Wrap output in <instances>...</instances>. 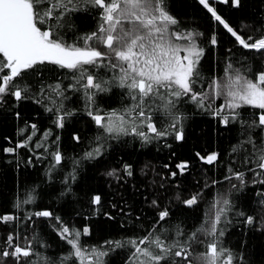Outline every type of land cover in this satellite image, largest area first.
I'll list each match as a JSON object with an SVG mask.
<instances>
[{
    "label": "snow or ice",
    "instance_id": "obj_1",
    "mask_svg": "<svg viewBox=\"0 0 264 264\" xmlns=\"http://www.w3.org/2000/svg\"><path fill=\"white\" fill-rule=\"evenodd\" d=\"M216 2L230 4L233 8L243 6V0ZM198 3L222 25L237 45L264 56V32L258 37L245 36L218 14L210 0H198ZM88 10L96 11V29L78 36L72 43L66 42L60 31L65 27L66 18L75 12ZM179 23L170 11L168 0H0V102L7 96L14 97L17 102L29 99L34 86L35 95L43 96L50 91L60 99V103L55 109L46 106L45 110L53 112L54 124L63 128L65 120L75 110L64 108L63 101L68 97L64 95L65 87L60 82L54 85L41 82V66L52 64L69 70L73 82L67 88L82 92L86 115L99 129L94 138L95 146L85 151L83 156V159L89 160L99 159L105 154L107 140L133 137L142 146L168 137L178 142L184 141L183 121L186 118L180 113L179 106L190 102L200 109L212 111V115L219 117L225 126L240 124L247 133V139L233 146L232 152L245 144L251 146L252 152L245 156L243 162L254 164L249 171L256 176H264V69L249 75L240 68H233L229 62L223 78L213 76L207 88H203L201 60L205 49L200 46L198 37H203L204 33L187 31L182 34L174 30ZM181 40L185 43L177 46L176 41ZM209 43L213 46L218 43L215 33L211 35ZM248 73H251V69H248ZM105 76L108 78L105 79ZM33 77L36 78L34 81ZM113 87L124 90L130 102L120 109L102 110L97 97L110 93ZM220 97L224 102L213 110L214 101ZM46 98L56 103L51 96ZM36 103L43 101L37 99ZM246 107L260 111L246 119L241 111ZM164 119L169 122L165 124ZM31 128L35 134L36 125L32 124ZM256 129L260 130L257 134L261 141L259 146L252 135ZM50 134L51 130L45 133L44 138L47 139ZM73 139L79 142L80 136L74 135ZM31 140L32 136H28L3 151L15 153L18 149L27 148ZM36 147H43V144L37 143ZM51 155L54 167L64 160L59 148ZM196 156L205 164L213 165L220 154L212 152L201 155L197 152ZM31 159L28 158V163H31ZM74 163L78 165L79 161ZM175 167L179 174H183L189 164L185 160ZM123 171L127 176H132V165L125 164ZM228 171L230 175L224 179L231 181L235 178L243 188L245 172L233 171L231 167ZM117 173V169H112L107 175L119 179ZM177 175L178 172H171V176ZM252 182L264 185V179ZM216 183L212 181L213 185ZM231 187L236 189L237 185L232 184ZM199 197L200 194L196 193L181 199L177 194L176 200L192 207L198 204ZM101 200L100 195H94L91 203L100 205ZM34 202L35 198L31 195L18 200L13 205L15 212L0 214V225L7 226L19 220L16 212L23 204ZM260 203L264 204V200ZM151 204L160 208L157 200H152ZM119 211L124 213L125 210L120 208ZM230 214L241 217L239 223L243 225L257 224L256 215L246 214L242 210L233 213L232 201L227 196H220L214 199L204 220L190 232L179 224L171 232L163 227L172 215L170 208L165 206L157 212V219L145 234L104 241L103 245L91 248L80 241L81 235L89 234L88 227L82 230L69 227L56 216L55 220L61 224L59 233L70 246L67 254L58 261H52L34 247L35 235L32 238L27 235L21 237L18 231H9L0 244V264H105L103 258L116 248L129 250L125 264H246L243 251L225 247L223 243L226 230L222 224L232 223ZM33 216L52 218L54 214L45 209L28 214L26 219L32 221ZM258 223L259 229L264 231V215L259 217ZM105 245L108 247L105 248Z\"/></svg>",
    "mask_w": 264,
    "mask_h": 264
},
{
    "label": "trees",
    "instance_id": "obj_2",
    "mask_svg": "<svg viewBox=\"0 0 264 264\" xmlns=\"http://www.w3.org/2000/svg\"><path fill=\"white\" fill-rule=\"evenodd\" d=\"M210 3L218 14L245 36L258 37L264 32V0H243L241 8H233L230 4L225 5L216 0ZM168 4L171 13L180 22L174 26V30L182 34L187 31L204 33L203 37H198L200 46L205 49L201 60L203 88H207L213 76L223 77L229 62L233 68H240L249 75L264 69V56L237 45L234 38L198 0H168ZM97 19L95 10L71 14L66 18L65 27L60 30L63 39L72 43L78 36L94 31ZM213 33L218 41L215 46L209 43ZM41 67V82L45 85L60 82L65 87L64 95L68 97L63 101L64 108L75 111L65 120L63 128L56 127L54 113L46 111L45 107L55 109L60 99L50 91H46L43 96L35 95V86L29 99L17 102L14 97L7 96L0 102V214L15 212L14 203L28 195L35 198L34 203L23 204L19 212H16L19 220L7 226L0 225V244L9 231H18L21 237L27 235L32 238L35 235L37 239L34 247L52 261H58L70 251V246L59 233L61 224L55 220L56 216L69 227L80 230L88 227L89 234L81 235L80 241L91 248L103 245L104 241L145 234L157 219V212L165 206L170 208L172 215L163 227L171 232L179 224L190 232L204 220L214 199L227 196L232 201L233 213L242 210L246 214L256 215L257 224L243 225L239 223L241 217L230 214L232 223L222 224L226 230L222 238L224 246L243 251L246 264H264V231L259 229L258 223L259 217L264 215V204L260 203L264 195L259 194L264 193V185L252 182L264 179V176H256L249 171L254 168V164L243 162L245 156L251 154V146L245 144L243 148L232 152L233 146L247 139V133L240 124L225 126L219 117L212 115V111L200 109L189 102L179 106L180 113L186 118L183 121L184 141L178 142L168 137L142 146L138 139L122 137L118 141L107 140V150L101 158L83 159L85 151L95 146L94 138L99 129L86 115L82 92L67 88L73 82L71 72L52 64ZM248 69H251V73H248ZM35 79L33 77L32 81ZM47 96H51L56 103L53 104ZM101 96L97 97V103L102 110L120 109L130 102L124 90L117 87ZM37 99L43 103H36ZM221 103L222 99L217 98L213 110ZM241 111L247 119L260 110L246 107ZM163 122L166 124L169 121L164 119ZM32 124L36 125L35 134ZM21 129L24 131L21 132ZM49 130L51 134L45 139L44 135ZM259 132L256 129L252 133L257 146L261 143L257 135ZM74 135L80 136L79 142L73 139ZM28 136H32V140L28 142L27 148L18 149L15 153L3 151ZM37 143H42L43 147L37 148ZM57 148L64 160L54 167L51 153ZM197 152L201 155L217 152L220 157L216 163L208 165L199 160ZM29 157L32 158L31 163H28ZM77 160L78 165L74 163ZM185 160L189 167L183 174H179L175 166ZM125 164L132 165V176L124 173ZM229 167L233 171L245 172L243 188H240V182L235 178L231 181L224 179L230 175ZM112 169L118 170L119 179L107 175ZM173 171L178 172V175L171 176ZM214 180L217 183L213 185ZM205 184L208 186L205 187ZM232 184L237 185V188L232 189ZM196 193L200 194L199 202L192 207L176 200L177 194L181 199H187ZM94 195L101 196L100 205L91 203ZM152 200H157L160 208L153 207ZM120 208L125 210L124 213L119 211ZM45 209L53 212L54 216H33L32 221L26 219L28 214ZM128 254V249L116 248L103 259L105 264H125Z\"/></svg>",
    "mask_w": 264,
    "mask_h": 264
},
{
    "label": "rangeland",
    "instance_id": "obj_3",
    "mask_svg": "<svg viewBox=\"0 0 264 264\" xmlns=\"http://www.w3.org/2000/svg\"><path fill=\"white\" fill-rule=\"evenodd\" d=\"M211 1V0H210ZM185 43V41H176V44H177V46H181V45H183ZM181 55H183V53H181ZM221 78H223V77H221ZM221 99H222V102H224V100H223V97H220Z\"/></svg>",
    "mask_w": 264,
    "mask_h": 264
}]
</instances>
